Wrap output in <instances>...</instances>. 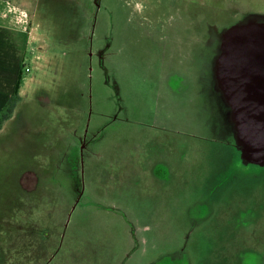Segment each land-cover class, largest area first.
I'll return each instance as SVG.
<instances>
[{
	"label": "rangeland",
	"instance_id": "obj_1",
	"mask_svg": "<svg viewBox=\"0 0 264 264\" xmlns=\"http://www.w3.org/2000/svg\"><path fill=\"white\" fill-rule=\"evenodd\" d=\"M16 1L44 47L0 129V264H264V164L212 92L225 30L264 0Z\"/></svg>",
	"mask_w": 264,
	"mask_h": 264
},
{
	"label": "water",
	"instance_id": "obj_2",
	"mask_svg": "<svg viewBox=\"0 0 264 264\" xmlns=\"http://www.w3.org/2000/svg\"><path fill=\"white\" fill-rule=\"evenodd\" d=\"M215 72L231 108L242 158L264 164V17L225 30Z\"/></svg>",
	"mask_w": 264,
	"mask_h": 264
},
{
	"label": "crops",
	"instance_id": "obj_3",
	"mask_svg": "<svg viewBox=\"0 0 264 264\" xmlns=\"http://www.w3.org/2000/svg\"><path fill=\"white\" fill-rule=\"evenodd\" d=\"M26 6L25 1L0 0V116L19 84L20 97L25 91L24 66L27 65L26 57L29 51L33 52L37 43L39 48L44 47V34L40 31L42 21L36 18L35 11ZM215 80L212 77V83H216L212 92L214 90V93L218 94L217 89H221L217 85L216 75ZM222 98L227 103L223 93ZM10 119L11 117L6 119L0 129L3 125L6 126Z\"/></svg>",
	"mask_w": 264,
	"mask_h": 264
},
{
	"label": "flooded vegetation",
	"instance_id": "obj_4",
	"mask_svg": "<svg viewBox=\"0 0 264 264\" xmlns=\"http://www.w3.org/2000/svg\"><path fill=\"white\" fill-rule=\"evenodd\" d=\"M254 13H256V12H254ZM251 14H253V12H248L246 15H251ZM234 23H232V24H234ZM165 173L166 172L164 171V168L158 169V171H157V169L153 170L154 181L155 180L158 181V184L154 183V185H153L155 195H156V197H155L156 200L153 202V206H155L156 212L159 211V208L161 209V205H164L165 207L169 206V205L173 206V199L170 201L171 190L167 189L169 186H165L166 185L165 184V182H166L165 181V176H166ZM147 183H149V184H147L149 186L152 185L151 181H147ZM205 208L207 209L206 205H205ZM263 246H264V243L262 246H258L257 251H256L257 253L255 254V256L251 255V257L255 258L256 260H262V262L264 263V256H262L263 254L262 255L259 254L261 252V249ZM259 247H260V249H259ZM261 253H263V252H261Z\"/></svg>",
	"mask_w": 264,
	"mask_h": 264
},
{
	"label": "trees",
	"instance_id": "obj_5",
	"mask_svg": "<svg viewBox=\"0 0 264 264\" xmlns=\"http://www.w3.org/2000/svg\"><path fill=\"white\" fill-rule=\"evenodd\" d=\"M21 80H22V77L20 78V83H21ZM19 88H20V84L18 85V89L16 90V92L10 98V100H9L7 106H6V109L2 112V114L0 116V123L1 124L6 119H8L10 117V114L12 115L13 112H14V109L16 108L17 102H18V100L20 98Z\"/></svg>",
	"mask_w": 264,
	"mask_h": 264
},
{
	"label": "built area",
	"instance_id": "obj_6",
	"mask_svg": "<svg viewBox=\"0 0 264 264\" xmlns=\"http://www.w3.org/2000/svg\"><path fill=\"white\" fill-rule=\"evenodd\" d=\"M26 70H27V71H30V67H29V66H27V67H26Z\"/></svg>",
	"mask_w": 264,
	"mask_h": 264
}]
</instances>
